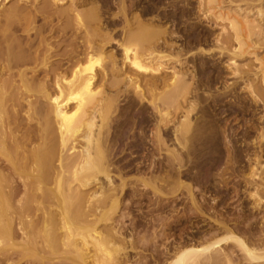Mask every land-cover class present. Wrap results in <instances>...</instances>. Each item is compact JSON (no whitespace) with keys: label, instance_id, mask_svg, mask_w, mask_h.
I'll return each mask as SVG.
<instances>
[{"label":"bare ground","instance_id":"1","mask_svg":"<svg viewBox=\"0 0 264 264\" xmlns=\"http://www.w3.org/2000/svg\"><path fill=\"white\" fill-rule=\"evenodd\" d=\"M10 1L0 0V7ZM75 1L76 7H91L87 12L75 11L76 30L80 32L83 29L89 40L83 54L92 59L96 54L105 55L106 46H115L121 52V58H118L117 52L108 54L105 59L110 69L103 68L100 73L97 67L100 60H90L84 65L76 63L75 59L82 54V50L79 52L75 47L67 58V67L54 64L49 60L58 54L51 53L52 47L46 43L47 38L40 37V33L35 37L37 42L39 40V47L33 57L6 53L8 57L0 58L4 66L0 74V264H128L127 255L129 251H136V241L132 234L130 239H126L123 229L118 226L121 222L117 224L115 220L121 212L127 190L131 191L130 201L148 200L152 207L154 201L161 206L162 199L175 198L183 192L191 208L201 214L205 208L195 196V183L200 181L203 186L213 182L217 188L219 185L216 182H222L219 179H223L227 167L236 163L233 150L239 142L237 129L228 130V122L219 123L214 105H207L198 112L199 92L209 91L203 93L208 102L219 96L232 97L237 93V85L242 82L246 85L243 90L249 92L253 103L262 100L258 87L260 83L264 85V55L260 57L261 53L264 54V0H197L199 13L204 12V21H209L206 35L208 32L207 36L215 42L219 57L227 58L225 72L238 80L230 84L225 82L221 91L215 86L216 96L212 94L213 81L208 77L206 81L204 77L199 79L195 62L191 64L188 60L189 57L194 60L197 55L210 58L214 51L202 48L192 51L175 46L172 41L176 34L169 32L161 19L158 24L147 23L136 15L133 24L130 23L126 0H105L103 3L100 0H72L71 3ZM173 1L181 2L180 9L192 7L188 5V0ZM62 2L52 0L50 11L58 17L66 15L68 20L70 9L59 11ZM112 6L118 10L113 18L124 20L119 27L122 31L120 40L115 38L113 29L111 31L109 25L103 23L104 11H111ZM177 7L173 3L172 9ZM17 8L7 9L2 13L3 17L17 14ZM73 8L71 10L76 9ZM213 10H217L216 13L219 11L217 16ZM192 19L187 21L192 24ZM213 19L216 20L213 23L221 29L217 35L212 33L209 25ZM196 23L192 28L189 25L190 30L196 31ZM225 24L232 31L231 36ZM90 25L93 28L91 31ZM77 38L76 35L75 40L78 41ZM249 56L255 64H259V69L252 67L254 63L238 64ZM30 63H37V68L40 67L32 70L33 74L42 75L39 84L35 77L29 78L27 70L22 69ZM199 65L203 70L211 66L206 61H201ZM109 76L114 79L108 81L110 93L104 97L102 91L95 87V82L100 77L106 80ZM122 76L124 79L116 80ZM15 77L21 79L22 85L17 88L21 98L24 97L23 103L14 100L17 98L15 92L14 97L9 94L16 88ZM120 84H124L123 90ZM123 97L130 98L120 105ZM11 105L13 108L27 105L32 111L26 116L30 121L25 132L18 123L21 115L14 109L15 114L11 112ZM178 113L182 114L181 121L174 123L172 116ZM245 137L250 138L249 131L241 138ZM251 141L258 152L248 160L250 173L244 178L253 188L249 195L254 202L252 209L257 212L264 206V164H261L264 128ZM163 152L166 157L158 156L160 162L156 155ZM126 156L128 158L123 161ZM136 158L142 160L137 161V174L135 177L132 175L129 182L123 175L122 166L130 162L135 164L133 159ZM164 160L163 168L166 170L161 166L158 170L165 176H159L157 165ZM116 162H120L119 165L115 166ZM114 168L118 171L117 175L112 173ZM190 173L192 180L187 183L185 178ZM114 177L119 183H115ZM216 199L213 197L212 203H216ZM76 208L80 212L77 217L74 214L71 218L70 212ZM217 216H213L214 219L211 217L212 223L218 225L216 230L223 232V236L199 243L204 245L188 243L185 246L180 242L174 245L173 258L170 262L166 260V264H236V259L224 250V246L237 250L243 264H264V228L258 232L253 230L257 239L252 242L247 235L245 237L230 229L224 217ZM75 221L80 224V229L82 226L80 233L76 231ZM100 226L103 229L99 231ZM168 250H165V256L171 258Z\"/></svg>","mask_w":264,"mask_h":264},{"label":"rangeland","instance_id":"2","mask_svg":"<svg viewBox=\"0 0 264 264\" xmlns=\"http://www.w3.org/2000/svg\"><path fill=\"white\" fill-rule=\"evenodd\" d=\"M71 1L72 0H63L62 5H59L60 6L59 11H65V10L68 11V9H70V11H68L71 14L69 16L70 20L69 19L67 20L66 15L65 16L59 15V17L57 15H52V12L50 11L51 10L50 5H51L52 0H26L24 2H20L19 0H11L8 4H4L2 7H0V15H1L0 16V58L5 59L6 56L8 57V55H5L6 53H11V54L16 53V55L27 56L28 58L33 57L35 55L37 47H39L38 46L39 40L37 42L36 41L37 38L35 40V37L36 36L38 37L41 34L40 37L47 38L46 43L49 45V47H52L53 50L51 51V53L58 54V56L51 57L52 59H50L49 62L54 63V64H59V65H64V67H67L68 66V64H67L68 59L67 58L69 57V55L71 53L70 51L76 47L77 51L80 52V50H82L80 52L82 54L80 56L78 55L79 57L77 56V58L75 59L77 64L80 63L81 65H84L85 63L89 62L90 60H93V62L100 60L98 66H97L98 72L101 73L103 68H104V70L110 69V67L108 66L109 65L108 60H106L105 57L108 56V54L110 55V53H112V52H117L118 58H121V52L117 51L115 46H112V47L106 46L104 48L105 55H103V56H101V55L98 56V54H96V55H94V57L92 59H88V55L83 54V52L85 51L84 48L87 45L86 43L89 40H88L86 32L83 29L80 32L76 30L77 27H76V23H75V19H74L75 14H76L75 11H79V12L83 13V12L89 11V9L91 7L89 5L88 6L82 5V6L76 7V1L74 2L75 5L73 4V2L71 3ZM97 1L99 2V0H97ZM100 1H102L101 3H103V1H105V0H100ZM174 3L176 6H179L181 2L175 1ZM188 5L190 7L192 6L191 9H189L187 7H185V8L183 7L181 9H183L184 12H190V11L193 13L197 12L196 14H199L197 21L199 23H202V25H203V23L204 24L209 23L208 20L204 21V17H205V15H203L204 12L202 14H201V12L199 13L197 0H188ZM12 7L13 8L18 7L17 8L18 11L16 12L17 14H14L10 17L7 16V18L6 17L4 18L2 13L7 11V9L8 10L13 9ZM71 7L72 8L74 7L73 9H75V8L76 9L71 10L72 9ZM112 7L110 9L111 11H108V12L104 11L105 12L104 13L105 18H104L103 23L107 26L109 25V27H110L109 29L111 31L113 29L114 34H116V35H114L115 38L116 39L118 38V40H120L121 39L120 37H122V35H121L122 31L120 30L121 28H119V27H121L122 24H121L120 18H119V20H117V19L115 20V18H113V17H116L115 15L117 14L118 10H117V7H115V6H112ZM43 9H44V11H43ZM45 9H46V11H45ZM104 9H106V6L104 7ZM214 11H215V14L217 16L219 11H218V13H216L217 10H213V12ZM18 12H19V14H18ZM49 14H51V15H49ZM85 19H87V17H85ZM200 20H201V22H200ZM112 21H113V23H112ZM213 22H216V20L213 19L212 24L210 22L209 25L212 28V33H214V35L215 34L217 35V34L221 33V29H220V27H217L216 23H213ZM130 23L133 24L132 21H130ZM225 25H226V31L231 36L232 31H230V29L227 27L228 26L227 24H225ZM52 27H54L55 29ZM90 27H91V25H90ZM116 27H118V29ZM164 27L166 28V26H164ZM203 29H205L207 31L208 28L203 27ZM91 30H93L92 27L90 28V31ZM168 31L170 32L169 29H168ZM191 31H194V30H191ZM76 35H77V37H79V38H77L78 41L75 40ZM207 35H208V32H207ZM207 35H206V32L203 35L205 38L207 37V39L205 40L206 44L202 43V44H199L198 46H199V48H202L206 51H208V50L214 51L212 57L209 58L208 56L204 57L203 55H197L198 57H196L194 60L192 57H189L188 60H189V63H191V64H193L192 62H195L197 77L199 79L204 77L205 79L204 78H202V79H204L206 81V77H208L214 83L213 84L214 86L212 89L216 88L215 86H217L216 89L221 91L223 89L225 82H227V84H230L232 82H238V80H237V77L232 78V76H230L231 74L229 72L228 73L225 72V65H226L227 58L219 57L215 42L212 40V38H209ZM86 37H87V39H86ZM184 42L185 41H183V40H180L177 42L176 38H174V40L172 41V43L175 44V46L177 44L178 45L183 44ZM32 43L34 44V46ZM75 43H77L76 46H74ZM234 47H235V45H234ZM198 49H196V50H198ZM196 50H192V51H196ZM263 55L264 54L261 53L260 57H262ZM201 61H206L212 67L211 66H210L211 68L206 67V68H204V70H203V68L201 69L200 65H199V63ZM253 61H254V59L252 58V56H249L246 61L240 60L238 64L241 63L240 66H243V65H248L249 63L250 64L254 63V64H252V67L255 70L259 69L260 68L259 64L257 62H256L257 64H255V62H253ZM1 63H0V74L2 73V70L4 68V66H2L3 64H1ZM35 66L37 68V63H30V64H27L22 69L27 70V72H28L27 76L29 78L35 77L36 83L39 84V82L42 80L41 79L42 75L37 76L38 75L37 73L33 74L34 73L32 71L33 69L38 70L40 68L38 66V68L36 69ZM229 76H230V78H228ZM4 77L6 78L7 76H4ZM18 78L19 77L14 78V83L16 84L15 85L16 88L13 87L14 90H11V93H9V94H11L12 97H14V94L16 93L17 95L16 94L15 95L17 96V98L15 97L14 100L16 102L18 101V102L23 103L24 101H22V100L24 97L22 96V98H21V94H20L21 92L17 88V87H20L22 85L21 79H18ZM100 78L95 82V87L98 89V91H102V93L104 94L103 96L106 97L110 93V91H109L110 87H108L109 86L108 81L111 82L114 78L112 79L111 76H109L106 79L107 81L104 80L103 78H101V79ZM122 79H124V76H122L118 79L116 78L117 81H121ZM242 84H243L242 82H239V84L237 85L238 88L236 87L237 93L235 96H232V97L231 96H228V97L219 96V97H217L218 99L220 97H222V98H220L219 100L217 98H214L215 100L210 99L211 101L209 100V102L207 101V98L203 94V93H209V91H207V92H201L200 91L199 93L201 94V100L199 101L198 110L201 108L203 109L204 107H207V105L208 106L214 105V110H216V112H217V113L214 112V114H217V118L219 117V123H221V125H223L224 122H228V124H227L228 130H230V129L236 130L237 129L238 141L243 143L244 141H242V140L249 141L250 138L248 137L249 138L248 139L247 137H245V138H239V137H243L245 132L249 131L248 129L253 130V128H255L254 130H256V132L251 133L252 135L250 134L251 138H255L259 134L260 129L264 128V85L260 83L261 86L259 85V87H258L260 89V90L258 89L259 90L258 91L259 98L262 100L260 102L258 101V103L255 104V103H253V101H251V98L249 97V92L245 89H244L245 90L244 91L242 88L246 85L245 84L242 85ZM120 88L123 90L124 84H120ZM241 88H242V90H240ZM216 89L212 90L213 95L216 94V92H215ZM260 94H261V97H260ZM51 95L55 96V93H52ZM246 97L249 98L250 100L247 99ZM129 98H127V97L121 98L120 99V105H124V103L127 102L129 100ZM205 98H206V100H205ZM17 106L18 105L14 106V108H13V106H12V108L10 107L12 109L11 112H13L15 114V111H17L16 113L19 114V116L21 115L19 117L20 119H19L18 123L20 124V129L21 130L23 129V132H25L27 130V126L29 125V121H30V120H28V117H26V116H28L29 114H32V111H29V108L27 105L22 106L23 109L20 106L19 107H17ZM15 107H16V109H15ZM20 111H21V113H20ZM198 112H200V110ZM26 113H28V114H26ZM179 114L180 113H178L176 115L173 114L172 120L174 123H176V122L178 123L179 120L181 121V118H182L181 115L182 114L181 115H179ZM22 120H24V121H22ZM33 123H35V122H33ZM30 124H32V123H30ZM249 126L252 128H250ZM149 132L150 131H148V133ZM263 144H264V142H263ZM158 156H161L162 158L166 157L164 152L161 155L157 154L156 159L159 160L160 162H161V159H159ZM124 158H123V161L126 160L128 157L126 156V158L125 159ZM261 159H262L261 164L263 165L264 164V151H263V155H261ZM133 160L134 161H140L142 159L136 158ZM160 162L157 165V171H156L157 174L160 171V169L158 170V168L160 166L161 167L165 166V163H166L165 160H164V163L163 162L160 163ZM119 163L120 162H116L114 164L116 166V164L119 165ZM131 164L132 163L130 162L129 165H127V166H130ZM127 166L123 165L122 168L124 169V167H127ZM233 168H234V166L231 165L230 167H227L225 172L226 173H229L232 171L234 172ZM115 170L116 169L114 168L112 173L117 175L118 171L117 170L115 171ZM248 173H250V171L246 167L245 168V174L248 176ZM132 174H134V172H128V173L123 174V175L125 177H127V176L129 177V175H132ZM229 175H227L229 177L228 183L231 186L233 184L234 180H236V177L233 175H231V176H229ZM114 179H115L116 184L119 183L118 179H116L115 177H114ZM129 179H131V178H128V180ZM129 182H131V180H129ZM245 182H246V180H245ZM239 183L241 184V186L238 188L240 190H246L245 195L243 193H241L238 197L235 196L234 201L231 202L232 204L229 203L228 206L225 205L226 203L224 201L217 203L218 204L217 207H216V205H215L216 203H215L214 205L211 206V208H208V210L211 211L212 209H215V208L217 210L220 207L225 206V208H223V211H226V212H223L222 210L220 212H223L225 214V216H228L225 218V221L228 224V227L230 229L232 228L234 231H237L238 234L240 233V235L243 234V236L245 235V237L247 235L248 240L253 242L254 241L253 239H257L254 236L255 231L253 233V230L256 229V232H258V230H260V228H264V210H263L264 206H263L262 210L255 212L252 209L254 202L250 198V195H249V192H250V194H252L253 188H250L247 183H246V186H243L244 182H242V181ZM239 183L237 182V183L233 184V187L238 186L236 184H239ZM195 187H199V186H195ZM233 187H230V190H233ZM130 193H131L130 190L126 191V194H125V197L123 200L124 204L121 207V212L119 214H117L115 217L117 224L119 221L121 222L120 225H118V226L119 227L121 226V228L123 229L122 230V232L124 234L123 236H125L126 239H130L131 234H132V236H133L132 238H134V240L136 241V251H129V253L127 255L128 264H156V263L157 264H166V263H168V262H166V260H168L170 262L171 259L173 258L172 254L174 251V248H172V246L176 245L174 243V240L175 241L179 240L178 238L175 237V235L171 236L172 232H174V229H175V227H173V226L171 227V225L174 223V221L171 220V218H163L165 216H168V212L161 211L158 209L148 210L147 205L143 206V203H148V200H142L141 202L139 200H137V201L131 200L130 201V199H131ZM194 193H195V196L197 195L196 198H197V200H199L198 202H200L202 205L206 204V202L210 201V199L206 198L205 196H202L199 191L194 190ZM181 194H178L175 198L162 199L161 203L163 204L164 202H170L172 200L174 201V200L181 198L183 195H185L183 192ZM216 198H218V197H216ZM154 199L156 200V198H154ZM155 203H156V201H154L153 207L157 204V203L156 204ZM159 204L160 203H158V205ZM139 205H140V207H139ZM148 205H149V203H148ZM166 205H168V203ZM221 205H223V206H221ZM140 208H141V210H144L146 212L139 213L138 210H140ZM79 212H80V210L78 211L77 208L72 210V212H70V213H72V216L70 215V217L71 218L74 217L73 216L74 214L77 217V213L79 214ZM198 213L200 214V212H196L194 209H192L193 216H198V217L204 218V220H206V218L204 217V214L202 212L200 215ZM143 215L146 216L147 218H153V220L151 222L149 221L150 227L147 226V223H143V221L140 220V219H143L144 221H146V218H144ZM174 215H175V213H174ZM188 216L193 221L192 215H188ZM208 216L210 218L212 217L214 219L213 216H215V215L209 214ZM155 218H156V220H155ZM165 219L168 221H166ZM172 219L178 220L179 218L176 216L175 218L172 217ZM75 223H76V221H75ZM77 223L75 225L76 231H78L80 229L79 228L80 224L77 225ZM194 224L200 225V224H203V221L198 220V222L196 221ZM210 226H212L213 229L210 230V233L207 234V236L204 238L205 240L201 239L202 240L201 242H203V243H204V241H206V242L211 241V240L218 238L219 236L221 237L224 235V233L222 232L223 233L222 234L220 230H218V231L216 230L218 225H215L214 222L213 223L208 222V224H206V226H204L203 228H207ZM98 228H99V231L103 229L101 226ZM189 229L190 230H196V228H194V227L191 229V226L188 227V230ZM199 229H201V228H199ZM251 229H252V231H251ZM80 230L82 231V226H81ZM80 230L78 231L79 233L81 232ZM145 230H147V231H145ZM210 235H211V237H210ZM152 237H153V239H151ZM194 243H195V245H202L203 244V243L199 244L200 242H194ZM188 245L189 244H187V245L185 244V246H188ZM224 248H225L224 250L227 253H231V255H232L231 257L234 258V260L236 259L235 260L236 264H243V263H241V259H240L241 256H239L237 250H233V249H231V247H227V249H226L225 246H224ZM164 249L166 251H167V249H169L168 252L171 253V258L165 256L166 252ZM159 253L162 255H160ZM163 253H165V254H163ZM62 257H64V256L62 255ZM62 257L60 256L61 259H63ZM29 259H32V258H29ZM238 261H240V262H238ZM62 262H64V261H62Z\"/></svg>","mask_w":264,"mask_h":264},{"label":"flooded vegetation","instance_id":"3","mask_svg":"<svg viewBox=\"0 0 264 264\" xmlns=\"http://www.w3.org/2000/svg\"><path fill=\"white\" fill-rule=\"evenodd\" d=\"M127 2H125V6H126V8L128 9V10H126V14H127V17H128V19H131L130 21H132L133 22V20H135L134 19V17L136 18L137 16H139L140 17V19H142L144 22H146L147 21V23H155V24H158V22L160 21V19H161V22H162V24H164L165 26H166V28L167 29H169L170 31H174V33L176 34H174L175 36V38H176V41L178 42V41H180V40H183V41H185L183 44H177L176 46H179V47H183V48H185L186 50H196V49H198L199 48V44H202V43H204V44H206V42H205V40H206V38L203 36L204 34H205V32H206V30L205 29H203V27H207V25L206 24H203L202 25V23H198L197 22V17H198V15L196 14V13H193L195 16H192L191 14V12L189 13H187V12H184V11H182L181 9H180V6L181 5H179L177 8H173L174 9V11H173V9H172V7H173V3H174V1L173 0H126ZM167 1H168V3H167ZM132 2V3H131ZM166 3V4H165ZM164 6V7H163ZM132 7V8H131ZM179 9V10H178ZM142 10V11H141ZM164 12H163V11ZM128 11V12H127ZM148 11V12H147ZM171 13V14H170ZM184 13V14H183ZM165 14V15H164ZM137 15V16H136ZM190 15V16H189ZM133 16V17H132ZM182 16V17H181ZM142 17H144V18H142ZM196 19H195V18ZM190 18L192 19V18H194V19H192V21L191 22H193L192 24L191 23H189L188 21H190ZM153 19V20H152ZM157 19V20H156ZM188 20V21H187ZM195 20V21H194ZM124 20L122 19V21H121V23H122V25H123V22ZM153 21V22H152ZM176 21V22H175ZM188 22V23H187ZM196 23V31H191L190 29L193 27V26H195V23ZM160 23V22H159ZM191 24V25H190ZM194 24V25H193ZM189 25H190V27H189ZM199 25V26H198ZM206 25V26H205ZM184 26V27H183ZM189 27V28H188ZM171 28V29H170ZM188 28V29H187ZM186 30H188V31H186ZM176 31V32H175ZM187 33V34H186ZM186 36V37H185ZM183 38V39H182ZM199 39V40H198ZM190 40V41H189ZM196 41V42H195ZM188 42V43H187ZM195 42V43H194ZM189 45V46H188ZM191 45V46H190ZM193 45V46H192ZM254 130H250L249 129V132H250V134L251 133H254L253 132ZM239 138H241V137H239ZM250 138H251V135H250ZM252 138L249 140L251 143H249L248 141H244L246 144H247V146H246V144L244 143L243 145H242V142H238L237 143V147L233 150V154H234V158H235V160H236V163H235V165H237V164H239V166L237 165V166H235L234 167V172H229V173H224V176H223V179L222 178H220L219 180L220 181H222V182H216V184L217 185H221V187H217L216 188V185H214L213 184V182L212 183H210L211 184V186H210V184H207V185H203V186H201V183H200V181H198V182H196L195 183V181L193 182V183H195V185L196 186H199L200 188H198V187H196V189H195V191L197 190V191H199L200 193H202L201 195H203V194H205V196L206 195H209V196H207V198L208 199H210V201L209 202H206V204H203L202 206H203V214H206V215H204V217L206 218V220H204V218H201V217H196V216H193V214H192V208H191V206H190V202L187 200V196L186 195H184V196H182L181 198H179V199H177L176 201L174 200H172V201H170L169 203L168 202H164L163 204H161V206L160 205H156V207L154 206V207H152V206H149L148 205V203H143V206H145V205H147V208H148V210H150V209H157L158 208V210H161V211H165V212H168V216H166V217H163V218H171V220H173L174 221V223L171 225V227L172 226H176L175 227V229H174V232H172V234L171 235H175V237L176 238H178L179 240H177V242L174 240V242H175V244H179L180 242L181 243H185V244H190V243H194L195 241H197V242H201V239H203V238H205L206 236H207V234H209L210 233V229H212V226H210V227H207V228H203L204 226H206V224L208 223V221L209 222H212V219L208 216V214H216L217 213V215L219 216V218H220V216L222 217V219H223V217H224V219L226 218V217H228V216H225V214L223 213V212H226V211H223V208H225V206L224 207H220L219 209H217L216 210V208L215 209H212L211 211H209L208 210V208H211V205L212 204H215L214 202L212 203V199H213V197H218L217 199H216V207H217V203H220V202H225L226 204V206H228L229 205V203H231L232 201H234V199H233V197H238L241 193H243V194H245L246 193V190L244 191V190H240L238 187H240L241 186V184L239 183V182H244V184H243V186H246V182H245V178L244 177H246L247 175L245 174V168L247 167L248 168V170L250 171V167H248V165H249V159H252V157H254V155H255V152H258L257 151V149H256V147H254L253 145H252ZM249 143V144H248ZM250 144L252 145V146H250ZM242 149H240L239 147ZM243 146H244V148H243ZM248 146H250L249 148H248V150H247V147ZM254 147V148H253ZM252 148V149H251ZM238 149H240V150H238ZM255 151H254V150ZM246 150V151H245ZM237 155H236V154ZM243 153V154H242ZM247 153V154H246ZM237 157H236V156ZM244 156V157H242V156ZM239 156V157H238ZM248 156H249V158H248ZM251 157V158H250ZM254 159V158H253ZM246 160L248 161V164H247V162H246ZM238 161V162H237ZM244 161V162H243ZM136 163H139V162H135V164L134 163H132L130 166H127V167H124V171H123V174H126V173H128V172H134V174H132L133 175V177H135L136 176V174H137V168L139 167V164H136ZM241 164V165H240ZM243 164H244V166H243ZM132 165H134L133 167H132ZM136 165V166H135ZM136 168V169H135ZM160 168H162V169H164V170H166L165 168H163V167H160ZM237 169V170H236ZM241 169V170H240ZM136 170V171H135ZM241 171V172H240ZM239 173V174H238ZM242 173V174H241ZM230 174V175H229ZM233 174H236V176L235 175H233ZM132 175H129V177L127 176V178H132ZM158 175L159 176H165V175H163V172H161V170L158 172ZM190 175V176H189ZM189 175H187L186 176V180H188V181H186L187 183H191V182H189V181H191L192 180V173H190ZM227 175H229V176H231V175H233V176H235L236 177V180H234V182H233V184H235V183H239V184H236V185H238V186H234L233 187V184L230 186L229 185V181H228V176ZM245 175V176H244ZM227 176V177H226ZM238 177V178H237ZM241 177L244 179H242V180H240L241 179ZM225 181V182H224ZM227 182V183H226ZM224 184H226V186L224 185ZM223 185V186H222ZM205 186V187H204ZM213 186H215V187H213ZM249 186V185H248ZM208 187V188H207ZM224 189H223V188ZM226 187V188H225ZM230 187H233V190H230ZM237 187V188H236ZM202 188V189H201ZM207 190H206V189ZM221 188V189H220ZM251 188V187H250ZM201 190V191H200ZM236 190H238V191H236ZM204 192H206V193H204ZM239 192V193H238ZM225 193V194H224ZM238 195H236V194ZM228 196V197H227ZM231 196H233V197H231ZM186 197V198H185ZM221 197V198H220ZM221 199H223L222 201H221ZM229 199V200H228ZM187 200V201H186ZM187 202V203H186ZM168 203V205H166ZM212 203V204H211ZM175 205V206H174ZM209 205V206H208ZM184 206V207H183ZM221 206H223V205H221ZM175 207V208H174ZM171 208V209H170ZM172 208H174V209H172ZM207 208V209H206ZM183 209H184V211H183ZM173 210H174V212H173ZM215 211V213H214V211ZM223 211V212H220V211ZM216 211H218V212H216ZM138 212L139 213H143V212H146V211H144V210H138ZM149 212V211H148ZM173 213V214H171V213ZM191 212V213H190ZM207 212V213H206ZM174 213H175V215H174ZM178 214V215H177ZM181 214V215H180ZM184 214V215H183ZM188 215H192V218H193V221L189 218V216ZM217 215H215V216H217ZM165 216V215H164ZM181 217V218H179V220L177 221V219H172V217ZM188 216V217H187ZM217 216V217H218ZM143 217L144 218H146V221H144L143 219H140V220H142L143 221V223H147V226L148 227H150V222L153 220L152 218H147L146 216H144L143 215ZM174 217V218H175ZM207 217H209V218H207ZM162 218V217H161ZM184 218V219H183ZM152 219V220H151ZM195 219V220H194ZM201 219V221H203V223L204 224H200V225H195L194 223L197 221L198 222V220H200ZM209 219V220H208ZM149 220H150V222H149ZM211 220V221H210ZM175 221H176V223H175ZM181 221V222H180ZM178 222V223H177ZM207 222V223H206ZM189 226H192L191 227V229L194 227V228H196V230H188V227ZM208 226V225H207ZM199 228H201V229H199ZM202 228H203V230H202ZM210 228V229H209ZM208 229V230H207ZM184 230V231H183ZM188 230V231H187ZM207 231V232H206ZM185 232V233H184ZM182 235V236H181ZM194 235V236H193ZM203 236H205V237H203ZM192 237V238H191ZM200 237H201V239H200ZM199 238V239H198ZM191 239H192V241H191ZM187 242V243H186ZM180 243V244H181ZM175 246H173V248H174Z\"/></svg>","mask_w":264,"mask_h":264}]
</instances>
